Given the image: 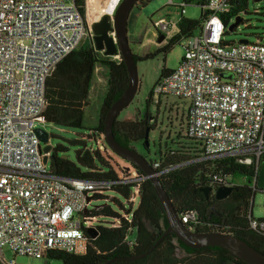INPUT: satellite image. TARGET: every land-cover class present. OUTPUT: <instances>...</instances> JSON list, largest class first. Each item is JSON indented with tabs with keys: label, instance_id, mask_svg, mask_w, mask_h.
Returning <instances> with one entry per match:
<instances>
[{
	"label": "built area",
	"instance_id": "built-area-1",
	"mask_svg": "<svg viewBox=\"0 0 264 264\" xmlns=\"http://www.w3.org/2000/svg\"><path fill=\"white\" fill-rule=\"evenodd\" d=\"M120 2L83 0V10L97 3L111 8V15ZM234 3L205 0L201 11L207 15L198 35L182 43L177 67L151 88L153 98L186 103L185 136L201 149L195 162L209 166L205 183L211 196L219 187H234L233 177L218 170L217 162L231 159L251 167L254 188L264 161V36L257 35L253 43L222 40V15ZM167 6L179 12L176 19L154 23L163 43L178 33L187 4L167 0ZM85 33L84 14L75 0H0V264H18L14 259L18 256L47 259L54 251L84 255L99 227L115 229L122 222L131 223L140 202V184L147 177L132 164L113 166V179L60 177L49 161L44 162L45 153L34 133L36 123H44L47 78ZM90 135L96 142L102 138L98 133ZM89 142L88 150H96L94 140ZM148 163L161 180L192 162ZM116 187L127 188V195L119 194ZM105 206L116 216L90 214ZM179 218L192 231L201 225L194 210ZM249 227L264 233V220L250 218ZM88 230H94L95 236ZM133 231L125 235L129 247ZM5 249L13 259L4 260Z\"/></svg>",
	"mask_w": 264,
	"mask_h": 264
},
{
	"label": "trees",
	"instance_id": "trees-1",
	"mask_svg": "<svg viewBox=\"0 0 264 264\" xmlns=\"http://www.w3.org/2000/svg\"><path fill=\"white\" fill-rule=\"evenodd\" d=\"M149 1L151 0H139V3L145 5ZM235 1L236 3L222 15L225 28L246 7V0ZM75 2L80 6L83 15V0H75ZM184 2L200 8L205 5V0H184ZM206 15V12L201 11L197 20L181 17L177 24V34L153 54L148 53L142 57L134 55L135 61L152 59L158 54H162L164 58L175 45L188 39L196 29H199ZM96 65H104L107 68V90L101 103L97 125L91 130L92 133L102 136L105 114L111 104L126 89L128 77L121 58L117 61L105 57L94 49L93 44H86L71 51L56 65L50 77L47 78L44 91L46 106L42 114L44 123L81 129ZM169 71L171 70L162 67L159 78ZM151 94L150 90L145 100L146 105L149 103ZM112 130L115 140L123 147L133 148V143L142 141L145 147V134L147 131L149 133L150 126L147 120L125 122L116 119ZM69 143L81 144V149L75 152L74 162L59 156L60 153L66 151V148L61 145H56L50 151L55 161L56 175L83 180L115 178L114 171L103 160L99 151L90 152L85 147V141H70ZM185 159V157H177L174 153L162 164L164 166L177 165ZM206 166L207 164L204 163L179 166L160 180L176 213L182 215L194 210L201 224L195 228L196 232L218 231L230 234L245 241L264 255V233L254 231L249 227L253 197L256 191H262L251 186L252 168L236 164L231 159L217 162L216 168L224 174L232 177L243 176L247 179L246 184L234 186L233 191L226 198L217 200L211 195L205 198L201 191L206 187L205 172L208 170ZM115 190L124 197L127 195V188L116 187ZM90 214L92 216H116V213L108 206L92 211ZM166 227L167 222L159 200L150 182L144 180L140 184V202L133 212L131 223L122 222L115 229L99 227L97 237L89 238L84 255L77 256L54 251L48 255V258L61 261L62 264H246L219 247L189 248L172 234L165 235L158 241ZM129 229H135L132 247L125 242V235ZM151 248L152 250L147 255L138 259H129L140 256ZM178 252L185 257L178 258Z\"/></svg>",
	"mask_w": 264,
	"mask_h": 264
},
{
	"label": "rangeland",
	"instance_id": "rangeland-1",
	"mask_svg": "<svg viewBox=\"0 0 264 264\" xmlns=\"http://www.w3.org/2000/svg\"><path fill=\"white\" fill-rule=\"evenodd\" d=\"M173 4L178 5L184 0H172ZM93 6V7H92ZM92 7V8H91ZM100 4L89 3L84 8V19L86 25V33L77 48L86 44H93L91 24L97 22L103 14H110L111 8H104ZM105 10V12H104ZM184 18L197 20L201 14V8L195 5H187L185 7ZM107 11V12H106ZM179 9L167 6V0H151L145 5L138 3L132 8L127 19V40L129 48L134 55L140 53H155L157 49H152L146 42V38L150 36L153 30V23L158 20L159 16L163 18L169 17L176 19ZM114 12L111 14L113 16ZM240 24L234 27L232 31H228V27L234 23V19L229 26L225 28L222 40L226 43H236L239 40H246L250 43L255 42L256 36H264V0H248L246 7L238 15ZM88 18V20H87ZM89 21V22H88ZM199 29H196L192 37L197 36ZM157 38L160 34L157 33ZM143 40V43L140 41ZM186 40V39H185ZM182 40L175 45L172 50L163 58L162 54H158L152 59L136 62L138 71L139 86L131 103L117 117L118 121L138 122L147 120L150 130L147 137V145L143 147V141L133 143L132 147L141 154L148 162L163 163L166 158L174 153L186 159L182 162L197 163L195 160L199 157L201 149L199 146L190 141L185 136V113L186 103L172 97H151L146 105L145 100L149 91L159 78L160 70L165 67L174 70L177 67L178 60L183 55ZM162 43L161 45H165ZM76 48V49H77ZM102 54V53H101ZM119 61L120 57H109ZM107 90V68L104 65H98L92 78L91 88L88 95V105L84 109V118L81 129L66 128L49 123H36L35 128L43 129L49 136L46 146L49 151L56 145L66 148L64 153H60V157H65L69 161L74 162L75 152L81 149V144H71L70 141H85L86 149L92 146L89 140H94L97 145V151L107 164L113 169V166L125 167L127 163L117 157L106 146L103 137L96 142V139L90 134L98 122L99 110L102 100ZM93 144V149H95ZM42 148L44 146L42 145ZM95 151V150H94ZM207 168L209 166H206ZM207 172V173H206ZM206 175L211 171L207 170ZM234 186H240L247 183V179L243 176L233 177ZM119 201L123 202V198L119 197ZM114 206V204H112ZM251 216L254 219L264 220V193L256 191L251 207ZM135 231L132 232L130 239H134ZM178 258L185 255L177 253ZM3 258L9 261L14 257L8 250H4ZM18 264H62L61 261L54 259L34 260L27 257H15ZM232 264V263H223Z\"/></svg>",
	"mask_w": 264,
	"mask_h": 264
},
{
	"label": "water",
	"instance_id": "water-1",
	"mask_svg": "<svg viewBox=\"0 0 264 264\" xmlns=\"http://www.w3.org/2000/svg\"><path fill=\"white\" fill-rule=\"evenodd\" d=\"M138 1L139 0H121L113 16L108 13L103 14L97 22L91 24L94 49L97 52H101L105 57L119 56L125 65L128 77L126 89L122 95L111 104L105 114L102 132L103 141L112 153L138 168L150 182L167 222V227L158 241L165 235L172 234L178 241L192 249L219 247L246 264H264V255L237 237L218 231L196 232L186 227L176 213L172 201L165 192L160 180L153 175V170L148 161L133 148L123 147L115 140L112 130L113 124L120 112L131 103L139 86L136 61L127 40V19L132 8ZM239 22L240 18L236 17L234 23L228 27V31H232ZM162 39L163 36L160 35L159 41H162ZM243 41L246 42V40ZM34 133L41 145L44 146L42 149L45 153L44 162L49 161L52 172L56 173L54 158L50 154L49 146H46L49 141L48 134L41 128H35ZM147 137L148 131L145 134V147L147 145ZM256 187L259 190H264V161L260 163ZM201 191L205 198L210 196L211 189L209 187H204ZM232 191V187H219L216 189L213 196L215 199L221 200L226 198ZM87 232L92 237L96 234L94 230H88ZM152 248L140 256L131 257L129 259L141 258L147 255Z\"/></svg>",
	"mask_w": 264,
	"mask_h": 264
},
{
	"label": "crops",
	"instance_id": "crops-1",
	"mask_svg": "<svg viewBox=\"0 0 264 264\" xmlns=\"http://www.w3.org/2000/svg\"><path fill=\"white\" fill-rule=\"evenodd\" d=\"M161 18H163L162 16H159V18H158V20L159 19H161ZM157 20V21H158ZM156 22V21H155ZM154 22V23H155ZM154 23H153V28H154ZM157 32H156V30H155V28L153 29V30H151V33H150V36L148 37V38H146V40H145V42L152 48V49H159L160 47H162V43H163V41H159V38H160V36H159V38H157ZM163 40V39H162ZM141 43H143V40L142 41H140ZM150 53V52H149ZM145 54H147V53H145ZM145 54H140V53H138V54H136L137 56H144ZM97 66L98 65H96L95 66V68H94V72H93V75H94V73H95V70H96V68H97ZM93 78V77H92ZM91 83H92V80H91ZM90 88H91V84H90Z\"/></svg>",
	"mask_w": 264,
	"mask_h": 264
},
{
	"label": "bare ground",
	"instance_id": "bare-ground-1",
	"mask_svg": "<svg viewBox=\"0 0 264 264\" xmlns=\"http://www.w3.org/2000/svg\"><path fill=\"white\" fill-rule=\"evenodd\" d=\"M92 7H93V6H92ZM92 7H91V8H92ZM104 8H106V7H104ZM104 8H103V9H104ZM104 12H105V10H104ZM106 12H107V11H106ZM87 20H88V18H87ZM88 22H89V21H88Z\"/></svg>",
	"mask_w": 264,
	"mask_h": 264
}]
</instances>
